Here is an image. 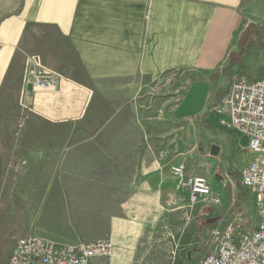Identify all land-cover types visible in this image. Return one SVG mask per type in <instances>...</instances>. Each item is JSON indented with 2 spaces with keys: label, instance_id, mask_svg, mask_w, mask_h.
<instances>
[{
  "label": "crops",
  "instance_id": "obj_1",
  "mask_svg": "<svg viewBox=\"0 0 264 264\" xmlns=\"http://www.w3.org/2000/svg\"><path fill=\"white\" fill-rule=\"evenodd\" d=\"M64 47L67 57L59 52ZM261 53L264 0H0V104L12 71L18 98L31 100L33 91L19 93L26 60L36 57L60 77L57 93L35 95L46 101L40 108L48 120H84L99 99L121 100L128 108L132 128L125 134L139 140L132 149L137 160L121 161L119 177H113L112 160L105 162L104 176H89L91 183L127 189L104 197L108 212L101 215L111 220L103 240L112 252L95 264H192L186 253L199 232L196 224L224 213L220 182L240 147L239 136L206 110L231 75H264L258 77L264 65L254 66ZM65 133L89 136L91 147L108 135L104 128ZM106 148L111 154L112 146ZM177 167L185 177L207 178L220 206L189 208L172 173ZM176 231L183 234L178 253L169 241L157 244L160 234ZM18 238L5 247L0 264L8 263Z\"/></svg>",
  "mask_w": 264,
  "mask_h": 264
},
{
  "label": "rangeland",
  "instance_id": "obj_2",
  "mask_svg": "<svg viewBox=\"0 0 264 264\" xmlns=\"http://www.w3.org/2000/svg\"><path fill=\"white\" fill-rule=\"evenodd\" d=\"M33 48L34 51L40 50L39 43L33 42ZM59 52L64 57L70 55L66 47ZM47 59L51 60L49 57ZM255 59L259 64L254 66L258 65V69H261L264 54H259ZM67 67L71 69L72 65L68 64ZM13 73L15 71H12L8 89L4 90L0 104V247L4 248L0 249V260L7 251L5 247L14 241V235L23 237L31 234L60 244L105 239L111 217L101 215L108 212L105 210L108 202L104 197L111 194L118 196L127 189L123 191L122 185L91 183L89 176H104L108 167L105 162L112 160L113 177H119L122 170L117 166L121 161L131 164L137 160L138 153L132 152V149L136 150L139 140L125 134L132 128L126 120L128 108L121 100L99 99L93 112L86 115L84 120H48L47 114L40 108L46 101L35 95L50 92H33L28 101H25V97L18 98ZM263 74L264 71L258 77ZM101 128L106 129L108 135L96 137L92 147L89 136L65 133ZM227 132L232 134L233 131ZM106 145L112 146L111 154L107 152ZM239 149L235 148L232 154L234 166L226 165V173L220 182L227 198L226 209H220L224 213L216 215L218 219L205 226L201 221L196 224L199 232L186 253L192 264H198L200 257L211 248L208 246L210 233L235 210L243 209L241 227L244 232L251 233L259 225L255 198L243 189L240 182L241 172L251 160V155L245 149ZM113 203V212H116L117 202ZM191 219L187 221L194 225ZM182 235L179 231L162 233L157 244L162 246L169 241L178 253Z\"/></svg>",
  "mask_w": 264,
  "mask_h": 264
},
{
  "label": "built area",
  "instance_id": "obj_3",
  "mask_svg": "<svg viewBox=\"0 0 264 264\" xmlns=\"http://www.w3.org/2000/svg\"><path fill=\"white\" fill-rule=\"evenodd\" d=\"M60 90V77L41 66L38 58L28 57L21 82V95L28 91ZM219 119V126L247 139L251 160L241 172V186L255 198L260 222L251 233L244 232L242 210L237 209L210 233L208 251L198 264H264V75L250 79L244 75L230 76L228 86L217 102L206 110ZM177 189L187 193L189 208L203 205L220 206L207 178L185 177L183 168L172 170ZM112 244L107 240L90 243H53L36 235L17 239L7 264H95L96 258L108 257Z\"/></svg>",
  "mask_w": 264,
  "mask_h": 264
},
{
  "label": "water",
  "instance_id": "obj_4",
  "mask_svg": "<svg viewBox=\"0 0 264 264\" xmlns=\"http://www.w3.org/2000/svg\"><path fill=\"white\" fill-rule=\"evenodd\" d=\"M239 144H240V146L242 147V148H246L247 147V139L244 137V138H242L241 140H240V142H239ZM212 150H213V148H212ZM214 154V153H213ZM215 155V154H214Z\"/></svg>",
  "mask_w": 264,
  "mask_h": 264
},
{
  "label": "trees",
  "instance_id": "obj_5",
  "mask_svg": "<svg viewBox=\"0 0 264 264\" xmlns=\"http://www.w3.org/2000/svg\"><path fill=\"white\" fill-rule=\"evenodd\" d=\"M235 74H242L245 76V73H243V72H236Z\"/></svg>",
  "mask_w": 264,
  "mask_h": 264
}]
</instances>
